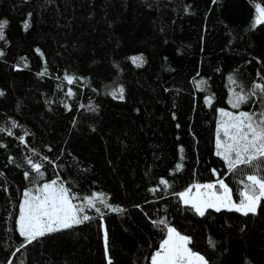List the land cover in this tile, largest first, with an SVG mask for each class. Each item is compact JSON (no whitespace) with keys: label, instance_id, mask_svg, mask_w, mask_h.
<instances>
[{"label":"trees","instance_id":"1","mask_svg":"<svg viewBox=\"0 0 264 264\" xmlns=\"http://www.w3.org/2000/svg\"><path fill=\"white\" fill-rule=\"evenodd\" d=\"M256 5L0 0V264H106L99 220L111 264H152L161 220L207 264H264V199L201 216L179 196L223 180L239 204L247 175L264 178V158L230 171L216 154L221 110L264 113ZM53 180L90 219L29 243L24 193Z\"/></svg>","mask_w":264,"mask_h":264},{"label":"snow or ice","instance_id":"2","mask_svg":"<svg viewBox=\"0 0 264 264\" xmlns=\"http://www.w3.org/2000/svg\"><path fill=\"white\" fill-rule=\"evenodd\" d=\"M257 18L256 24L264 22V8L256 5ZM6 24L0 21V37L2 29ZM27 27V24H25ZM138 60L139 58H134ZM66 79L71 82L70 77ZM245 98L237 94L236 104L242 102ZM222 116L229 119L221 122L223 135L226 138L223 142L217 138V155L221 156L228 165L229 170H233L239 164H252L258 158H264V113L261 114L259 123H255L249 113L241 112L239 116H233L232 113L221 110ZM235 153V159L232 158ZM264 162V161H262ZM33 169L39 170L40 165L32 164ZM179 167V165H178ZM27 177V173H25ZM246 179L250 182L245 185V190L240 192L242 197L239 204L232 201L228 186L223 180L217 181L222 192L204 191L214 188L213 184L193 185L197 189V196H190L191 188L179 193L185 203H191L196 213L203 216L206 208H214L217 212L222 207L229 211L241 212L244 215L255 214L259 202L264 199V178L255 174L247 175ZM56 181L50 184H44L39 189L38 195H32L31 191L24 193L25 199L20 205V215L17 221L20 235L26 237L30 243L45 233L57 231L59 228H68L72 224H79L90 219L87 215L78 218L76 213L82 211L71 204L67 194V189L63 186L55 187ZM161 183H166L161 181ZM91 203L89 198H85ZM103 202V201H101ZM163 224L166 227V238L162 240L160 248L152 257V264H207L205 258L198 253L193 252L188 244L190 238L181 235L173 227L167 226L165 221L155 222ZM105 249L107 252V234L104 237ZM23 246V245H22ZM109 264L111 261L109 260Z\"/></svg>","mask_w":264,"mask_h":264},{"label":"rangeland","instance_id":"3","mask_svg":"<svg viewBox=\"0 0 264 264\" xmlns=\"http://www.w3.org/2000/svg\"><path fill=\"white\" fill-rule=\"evenodd\" d=\"M233 116H236V115H234L233 114ZM229 118L228 117H225V116H222L221 117V122H223V121H226V120H228ZM221 122H220V125H221ZM220 132L221 133H223V129L220 127ZM219 139L222 141V134H221V136L219 137ZM223 142V141H222ZM214 185V184H213ZM218 186V189L220 190V192H222V189L220 188V186H219V184L217 185ZM55 187H59L58 185H55ZM204 191H212V192H217L216 191V188H215V185H214V188H212V189H210V190H204V189H201V192H204ZM38 194H40L39 193V191L37 192V193H35V194H32V195H38ZM189 195L190 196H192V197H194V196H197L198 195V193H197V189L195 188V187H191V192L189 193ZM69 197V196H68ZM24 199H25V196H24V198H23V201H24ZM69 199H70V202H71V204L72 205H74L77 209H78V207L75 205V203L72 201V199L69 197ZM23 201H22V203H23ZM182 201H183V203L184 204H186V205H190L191 207H192V205H191V203H185V201L182 199ZM206 209H209V208H206ZM205 209V210H206ZM211 209H214V208H211ZM221 209H226V208H224V207H222ZM195 210V209H194ZM215 210V209H214ZM76 215H77V217L79 218V216H80V214H79V212H77L76 213ZM111 218L112 217H108V218H106V219H110L111 220ZM105 219V220H106ZM100 222H98V223H96V229L98 228L99 230H100V241H101V244H102V250H103V255H104V259H105V261H106V264H109V260H110V258H109V255H108V232H107V228H106V222H102V221H104V220H99ZM61 228H63V227H61ZM18 229H19V225H18ZM60 229V228H59ZM20 232V231H19ZM105 233L107 234V252H106V249H105V241H104V237H105ZM161 251V250H160ZM155 255V254H154ZM111 261V260H110Z\"/></svg>","mask_w":264,"mask_h":264}]
</instances>
